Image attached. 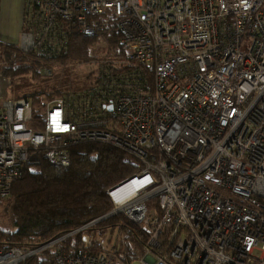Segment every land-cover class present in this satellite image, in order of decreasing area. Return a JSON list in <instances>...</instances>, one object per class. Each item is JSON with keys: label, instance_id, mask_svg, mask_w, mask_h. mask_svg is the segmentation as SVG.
I'll return each mask as SVG.
<instances>
[{"label": "built area", "instance_id": "obj_1", "mask_svg": "<svg viewBox=\"0 0 264 264\" xmlns=\"http://www.w3.org/2000/svg\"><path fill=\"white\" fill-rule=\"evenodd\" d=\"M25 5L24 56H57L73 33L103 41L109 23L123 55L115 73L101 66L93 84L40 110L3 97L12 77L0 57V197L27 168L67 167L71 147L107 145L135 169L123 185L134 190L119 197L123 186L110 188L103 217L121 214L147 234L134 263L264 264V0ZM63 238L0 245V264L46 250L58 264H123L113 244L64 252Z\"/></svg>", "mask_w": 264, "mask_h": 264}, {"label": "trees", "instance_id": "obj_2", "mask_svg": "<svg viewBox=\"0 0 264 264\" xmlns=\"http://www.w3.org/2000/svg\"><path fill=\"white\" fill-rule=\"evenodd\" d=\"M104 31L108 52L99 61L111 73H115L117 66L114 61L118 64L123 55H120V37L110 23ZM98 44H103L98 37L73 33L65 51L46 58L35 52L24 56L19 53L16 43L0 42V57L6 60L5 72L12 79L27 72L38 77L40 74L35 71L37 67L52 63L65 65L95 61L97 58L92 56V49ZM14 59L19 61L18 65H14ZM30 59L35 63H29ZM55 94L63 96L60 92ZM48 95L51 97L50 93L45 96ZM134 172L135 169L121 151L98 143L71 147L70 165L67 167L53 166L44 161L37 167L27 168L12 183L7 195L6 211L11 228H0V245L35 247L64 237L57 242V249L64 252L87 247L96 250L113 244L120 250L123 247L122 253L133 262L137 258L135 251L142 250L147 234L121 214L103 217L113 209L108 190ZM148 205L156 206V200ZM99 219L102 220L74 232ZM116 235L118 238L114 237ZM112 240L114 242L111 243ZM24 264H58L56 252L46 250Z\"/></svg>", "mask_w": 264, "mask_h": 264}, {"label": "rangeland", "instance_id": "obj_3", "mask_svg": "<svg viewBox=\"0 0 264 264\" xmlns=\"http://www.w3.org/2000/svg\"><path fill=\"white\" fill-rule=\"evenodd\" d=\"M26 1L27 0H0V35L8 40L5 42L17 44L20 28L25 19L24 8L26 6ZM100 41L102 40L100 39ZM102 42L103 44H98L92 49V56L97 58L95 61L85 64L72 62L65 65L52 63L47 66L37 67L35 71L40 74L38 77H34L32 72H27L13 79L11 78L12 84L4 88L3 97L6 100L26 98L33 108L40 110L47 102L49 103L51 100L61 97L59 95L57 96L55 94L56 92L62 93L63 96H68L82 91L93 84L98 73L101 71V66H104L99 59H103L108 50L106 41L103 40ZM29 63L32 64L35 63V61L30 59ZM18 64L19 61L16 60L14 65ZM114 65L119 67L115 61ZM44 68L49 69L50 75H42ZM48 93H50L51 97H49V95L47 97L45 96ZM6 199L7 196L1 198L2 201L0 202L1 229L11 228V221L6 211ZM114 237L118 238L117 235ZM107 238L108 236L104 239L106 240ZM105 240L102 242L105 243ZM112 242H114V240H112L111 243ZM122 248L121 250L119 249L117 253L118 259H121L123 264H136L126 258L127 256L122 253Z\"/></svg>", "mask_w": 264, "mask_h": 264}, {"label": "bare ground", "instance_id": "obj_4", "mask_svg": "<svg viewBox=\"0 0 264 264\" xmlns=\"http://www.w3.org/2000/svg\"><path fill=\"white\" fill-rule=\"evenodd\" d=\"M132 187L130 189V185H126V186H123L122 188H120V190L117 192V194H119L118 196L121 197L122 195H128L132 192Z\"/></svg>", "mask_w": 264, "mask_h": 264}, {"label": "water", "instance_id": "obj_5", "mask_svg": "<svg viewBox=\"0 0 264 264\" xmlns=\"http://www.w3.org/2000/svg\"><path fill=\"white\" fill-rule=\"evenodd\" d=\"M108 110H110V107L108 108ZM125 183V181L121 182L120 184H118L117 186L113 187L111 192L112 191H116L117 189H119L121 186H123ZM102 220V219H101Z\"/></svg>", "mask_w": 264, "mask_h": 264}, {"label": "crops", "instance_id": "obj_6", "mask_svg": "<svg viewBox=\"0 0 264 264\" xmlns=\"http://www.w3.org/2000/svg\"><path fill=\"white\" fill-rule=\"evenodd\" d=\"M5 41H8V40H6V38H3L2 35H0V42H2V43H8V42H5Z\"/></svg>", "mask_w": 264, "mask_h": 264}]
</instances>
